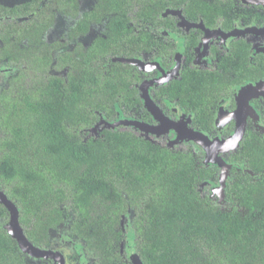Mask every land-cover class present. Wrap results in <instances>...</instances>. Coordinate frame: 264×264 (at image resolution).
<instances>
[{"label":"trees","instance_id":"obj_1","mask_svg":"<svg viewBox=\"0 0 264 264\" xmlns=\"http://www.w3.org/2000/svg\"><path fill=\"white\" fill-rule=\"evenodd\" d=\"M58 1L57 10H65ZM54 13L43 5V19L25 23L44 29ZM52 63L26 71L11 65L15 72L0 93V191L33 246L46 250L63 226L90 264H125L127 235L143 264H264V187L227 183L222 208L199 192L212 178L200 154L105 126L89 135L100 120L116 118L117 104L129 113L127 78L120 70L101 78L84 65L65 78L63 65ZM240 155L264 175V142ZM9 221L0 203V264H31L8 233Z\"/></svg>","mask_w":264,"mask_h":264},{"label":"flooded vegetation","instance_id":"obj_2","mask_svg":"<svg viewBox=\"0 0 264 264\" xmlns=\"http://www.w3.org/2000/svg\"><path fill=\"white\" fill-rule=\"evenodd\" d=\"M58 2L0 0V71L6 73L0 93L15 72L11 65L26 71L53 59L51 69L63 65L60 75L65 78L69 73L73 77L74 65H84L101 78L120 70L129 85L122 96L129 113L117 104L116 118L102 119L104 123L90 128L89 135L116 121H136L151 132L146 135L121 124L110 129L132 131L169 149H188L203 156L205 165L202 147L192 141L176 142L180 137L175 128L186 126L214 141H226L243 126L238 148L217 154L230 166L223 192L227 183L244 180L264 187V175L252 173L240 155L264 142V91H255V96L244 91L264 84V0H65L60 1L67 4L63 11L57 10ZM43 5L55 12L53 17L46 15L51 22L44 29L30 30L25 21L39 19ZM89 83L86 80V86ZM145 101H152L168 122L160 123ZM205 167L212 178L199 185V192L224 208L225 193L222 199L219 196L221 168ZM125 220L126 230L130 217L122 226ZM62 237L46 250L69 248V264H81L82 258V264H90L80 243ZM122 255L125 264H132ZM31 264L54 262L34 259Z\"/></svg>","mask_w":264,"mask_h":264},{"label":"water","instance_id":"obj_3","mask_svg":"<svg viewBox=\"0 0 264 264\" xmlns=\"http://www.w3.org/2000/svg\"><path fill=\"white\" fill-rule=\"evenodd\" d=\"M251 91V96L254 95V92H260L262 93L264 91V84L263 85H255V86H250L249 88L245 89L244 91L247 90ZM255 96V95H254ZM243 98V96H242ZM252 98V97H251ZM241 101V100H240ZM146 107L154 113L157 117H159V122L166 123L168 122L161 116V112L159 109L155 107L154 103L152 101H145ZM240 106V103H239ZM242 109H245V107L242 105ZM120 120V119H119ZM104 122L103 120L100 122L99 126L102 125ZM124 125L128 126L131 128H134L136 130H142L146 135H148L151 130L145 126L141 125L140 123L136 121H116L112 124L106 125L105 127L110 129V128H115L116 126L119 125ZM179 127V125H177ZM188 126V125H187ZM186 127V126H185ZM182 127L177 129L175 128L178 136L180 139L176 142L179 141H192L199 146L202 147V149L205 151V165L210 166V165H216L221 168V179H220V190H219V196L222 199L223 198V190L225 187V179L227 177V174L230 170V166H227L221 158H218L217 154L224 153V152H231L235 151L238 148V141L241 139L243 135V126L239 129H237V132L233 135V138L230 140L226 141H220V140H213L206 134H203L200 131L197 130H191L188 127ZM159 129V128H158ZM157 129V130H158ZM156 134H160L156 132ZM0 203L3 204L8 211L10 212V221L6 226V229L10 236L15 239L21 249V251L25 254L28 255V257L33 258V259H40V260H48L54 262V264H69V259L67 257V254H62L61 252H54L53 250H42L39 247L33 246L26 238L24 231L22 228H20L18 224V211L15 208V206L10 203L6 196L4 195L3 192L0 191ZM70 243H73L74 245H78L79 243L75 240H71ZM78 250V249H77ZM78 252V251H76ZM82 257V256H81ZM131 259L134 261V264H142L137 257L134 249L133 252L131 253ZM82 263H83V258H82ZM81 263V264H82Z\"/></svg>","mask_w":264,"mask_h":264},{"label":"rangeland","instance_id":"obj_4","mask_svg":"<svg viewBox=\"0 0 264 264\" xmlns=\"http://www.w3.org/2000/svg\"><path fill=\"white\" fill-rule=\"evenodd\" d=\"M3 72H4L3 70L0 71V88L3 86L4 81H5V76H6V73H3ZM213 194L217 198V195L215 193H213ZM126 222H127V220L124 221L123 227H125ZM64 230H65V227L62 226L58 232H55L52 234V240H56L55 243L58 242L57 238H60L61 236H63L62 238L68 239V236L63 232ZM121 249H122L123 254L128 257V259L131 261L132 264H134V261L131 259V253L133 252V246L131 245V241L129 240V238L126 239V242L122 245ZM54 252H61L62 254L65 253V254H67V257H68V255L71 251L68 248V249H64V250H57V251L54 250ZM31 263H33V262H31Z\"/></svg>","mask_w":264,"mask_h":264}]
</instances>
